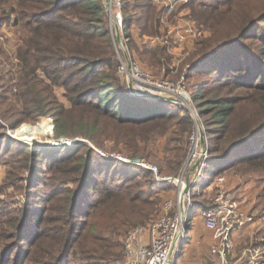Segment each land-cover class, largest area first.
Here are the masks:
<instances>
[{"label":"trees","instance_id":"obj_1","mask_svg":"<svg viewBox=\"0 0 264 264\" xmlns=\"http://www.w3.org/2000/svg\"><path fill=\"white\" fill-rule=\"evenodd\" d=\"M2 1L9 5V24L13 19L12 26L22 31L11 77L12 99L1 112L3 118H13V128L29 115H49L57 138L81 136L99 146L112 142L116 150L124 148L132 157L156 160L161 173L179 170L183 142L194 120L186 107L128 92L118 75L119 59L104 0ZM189 2L191 16L212 33L195 52L186 74V80L195 74L212 80L196 82L194 91L189 89L207 131L209 157L198 189L204 190L231 171L264 173V4L259 0ZM128 7L131 13H126ZM123 10L128 46L139 52L133 29L141 37L159 34L161 9L152 0L131 4L123 0ZM157 46L148 65L164 68L170 58L168 48ZM58 88L64 90V101ZM207 115L211 117L206 119ZM30 122L52 130L46 116ZM215 123L220 125L212 127ZM167 134L170 154L157 160L153 143ZM24 150L22 166L43 172L45 157L36 147ZM54 155L48 160L49 176L42 180L52 186L44 195L43 215L37 217L34 235L22 239L28 246L24 264L40 263L45 238L49 239L44 251L48 264L73 258L92 264L119 263L122 238L129 228L157 217L151 191L165 190L167 185L156 183L151 172L136 164L96 157L83 141ZM207 206L200 191L193 194V211ZM49 211L56 215H44ZM47 222L60 225L54 230Z\"/></svg>","mask_w":264,"mask_h":264},{"label":"rangeland","instance_id":"obj_2","mask_svg":"<svg viewBox=\"0 0 264 264\" xmlns=\"http://www.w3.org/2000/svg\"><path fill=\"white\" fill-rule=\"evenodd\" d=\"M152 1L157 9H161V27L159 34L155 36L162 35L170 27H176L180 23L188 21L193 22L197 30L203 33L202 39H195L188 44L185 43L186 45H183L185 46L186 55L182 58L181 62L173 65V58L169 54L170 58L169 60H166V64L164 66V69L169 70L166 74L161 73L163 72L162 66L155 65V67H153L154 70H152V66L148 65V62H150L151 59L150 54L153 52V49L158 47L157 45L150 43V37L145 38L146 42H137L139 52L141 53L135 50V57L139 60L143 68L149 70L158 77H166L172 80H177L184 72L188 74V66L190 65L189 62L193 60L195 52L200 48L201 43L208 39L212 33L204 24H199L191 16V10L188 6L190 0ZM259 1L264 4V0ZM129 3H133V0H126V4ZM131 11H133L132 8L128 7L126 13H131ZM10 17L9 5L5 4V1L3 2L0 0V260L1 264H24V251L28 248V246L22 242V239L23 237L30 238L34 235L37 217L43 215L42 207H44L46 203L43 202L44 195L52 189V186H46L42 182L43 179L47 180V177L49 176V172L47 171L48 160H52L56 157L57 155L54 154L61 150L62 147L74 146H57L54 145L52 141L64 138L73 140L79 139V141L87 143L91 149L98 148L108 153H118L123 157L132 156H130L129 151L122 148V145L120 146L123 149L122 151L116 150L112 142H107L106 144L99 146L81 136H61L57 138L54 120L49 115H29L25 121L23 120L16 128H13L10 124L13 119L12 117H2L1 112L6 108L7 102H10L12 99L13 83L11 82V77L14 70V64L17 63V59L15 58L17 48L16 45L18 44L19 37L22 33L19 27L12 26V23L14 22L13 19L9 24L8 20ZM133 32L136 34L139 33L137 29H134ZM209 77L210 76L204 77L199 74H195L192 78H188V88L191 91H194V85L196 82L210 81V83H212V80H210ZM63 91V88L57 89L58 96L64 101L65 98L62 96ZM39 116H46L50 119L52 130L47 127L46 129H41L45 127L37 128L38 124L35 125L30 122L32 119ZM210 117L211 115H207L206 119H209ZM219 125L220 124L215 123L212 127H217ZM187 136L188 135H186L185 141L183 142V158L185 154ZM25 146L36 147L38 150L37 153L42 157H45L44 165L41 169L43 172L39 173L38 171H40V169L29 170L22 166L21 158L25 154ZM171 146L172 144L169 134L155 140L153 143V153L157 160L165 155H169V149H171ZM144 159L148 162L156 164L159 167L156 160ZM118 162L122 165H129L120 161ZM162 174L172 175L174 173L170 174L164 171ZM228 175H236L240 178V181H237V183H241L240 186H242L240 191H247L249 194H253V200L256 201L257 205V215L259 218L264 217V173L242 174L236 171H231ZM166 187L167 186H163L165 190ZM172 189L173 188L170 190ZM198 191L202 194L204 190H198V187H194L192 189L193 194H196ZM151 192L157 201V211L154 215L158 216L161 211L163 200L167 194H165L164 190H156V188H154ZM50 214L56 215L50 211L44 215ZM55 217L56 216H53L52 219H55ZM80 221V219H77L76 223L79 224ZM45 225L55 230L60 223L47 222ZM125 236L126 235H124V237ZM124 237L122 238V241L124 240ZM45 239L46 241L42 242L40 246L44 248V251H47L49 248V239ZM44 251L39 252L42 255L39 264L50 263V261L47 262L48 256L44 253ZM122 257V260L117 264H127V259L124 255V247L122 249ZM26 264H33V262ZM59 264H92V261L73 258L72 260L63 259V261Z\"/></svg>","mask_w":264,"mask_h":264},{"label":"built area","instance_id":"obj_3","mask_svg":"<svg viewBox=\"0 0 264 264\" xmlns=\"http://www.w3.org/2000/svg\"><path fill=\"white\" fill-rule=\"evenodd\" d=\"M104 7L109 17L111 35L119 59L118 75L125 81V84L130 81L139 93H152L174 98L176 102L173 103L186 107L194 120L193 129L185 143L182 164L179 170L172 175H163L156 164L144 158L136 163L134 157H123L118 153H108L102 149L93 148L100 159L136 164L151 172L156 183L168 186L164 190L167 196L163 200L159 215L127 231L124 238V255L127 264H174L176 256L187 240L193 208L192 189L194 187L199 189L209 157L207 131L199 115V108L188 88L186 73L184 72L179 79L172 80L158 77L143 68L130 50L128 39L125 37L123 0H104ZM118 32L122 45L119 43ZM202 37L203 33L197 30L193 22L188 21L176 27H170L162 35L150 37L149 40L152 44L171 49L195 39L200 40ZM201 129L205 132L206 141L203 150L201 149ZM75 140L64 138L52 141V143L57 146H72L76 144ZM199 160L198 168L190 174L191 169ZM187 179H190V188L183 194ZM225 183L224 175L218 176L213 181L212 186L210 185L212 189L206 198L208 206L199 212L205 227L214 233L215 245L212 252L218 255L219 264H239L240 262L264 264V237H260L257 242L243 248L235 261L230 260L234 248L233 233L253 222L254 215L242 207L240 201L226 189ZM169 188H173V191Z\"/></svg>","mask_w":264,"mask_h":264},{"label":"crops","instance_id":"obj_4","mask_svg":"<svg viewBox=\"0 0 264 264\" xmlns=\"http://www.w3.org/2000/svg\"><path fill=\"white\" fill-rule=\"evenodd\" d=\"M133 31L132 35L137 42H146L145 38H149L146 36L141 37L139 33L136 34ZM168 52L173 58V65L181 62L182 58L186 55L185 46L183 45H177L171 49L168 48ZM132 53L136 56L135 51L132 50ZM151 69L154 70L153 68ZM161 73L166 74V69L163 68V72ZM228 174L230 173L224 174L226 177V183L224 186L240 201L242 207L246 211L254 215L253 222L248 223L233 233L234 248L230 255V260L235 261L243 248L257 242L260 237H264V217L259 218L257 215V205L256 201L253 200V194H249L247 191H240L242 189V186H240L241 183H237V181H240V178L236 175ZM211 186L209 185L204 189L202 193L204 198H207L210 193L212 189ZM214 245V233L205 227L199 212L192 210L188 226L187 240L182 245L180 253L176 256L174 264H219L218 255L212 252ZM239 264L247 263L240 262Z\"/></svg>","mask_w":264,"mask_h":264},{"label":"water","instance_id":"obj_5","mask_svg":"<svg viewBox=\"0 0 264 264\" xmlns=\"http://www.w3.org/2000/svg\"><path fill=\"white\" fill-rule=\"evenodd\" d=\"M118 39H119V43L122 45V40H121L119 32H118ZM126 86H127L128 92L130 94H132L133 96H136V97L145 98V99H159V100H165V101H169V102H176V100L174 98H172V97H165V96H160V95H156V94H152V93H139L133 88V86H132L130 81L126 84ZM75 142L77 143V142H80V141H79V139H76ZM205 145H206L205 132H204L203 129H201V149L202 150L205 149ZM140 160H141L140 156H137L134 159V161L136 163H139ZM199 163H200V160L191 169L190 174L195 172V170L199 166ZM189 188H190V179H187V181L185 182V187H184V190H183V194H185ZM181 206L183 208V203L181 204Z\"/></svg>","mask_w":264,"mask_h":264}]
</instances>
